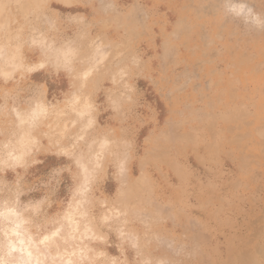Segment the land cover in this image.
<instances>
[{"label": "rangeland", "instance_id": "rangeland-1", "mask_svg": "<svg viewBox=\"0 0 264 264\" xmlns=\"http://www.w3.org/2000/svg\"><path fill=\"white\" fill-rule=\"evenodd\" d=\"M5 1L0 23L34 27L36 1ZM135 1L109 4L104 45L61 50L65 71L101 69L104 92L0 87V264L13 227L38 264H264V0ZM33 104L16 140L8 107Z\"/></svg>", "mask_w": 264, "mask_h": 264}, {"label": "crops", "instance_id": "crops-1", "mask_svg": "<svg viewBox=\"0 0 264 264\" xmlns=\"http://www.w3.org/2000/svg\"><path fill=\"white\" fill-rule=\"evenodd\" d=\"M35 1L38 3L37 7L41 8H38V10L35 11L39 16L36 19L34 27H29V23L24 20L19 22L0 23V87H2V95L4 98L15 96L13 95L16 92L15 89L27 91L28 84L27 82L23 83L24 79H30V81L34 83L36 95L38 94L41 96L44 92L46 95L49 89L53 87L54 79H57L60 76L62 78H68L67 83L69 86L72 85L65 90V93L67 94L71 93L72 88H77L79 86H85V90L90 89L91 91L94 83H97L96 87L102 91L104 87L107 86V77H105V74L102 75L101 69H95L89 73L85 70V73L87 74L84 77H81L78 71L73 72L72 74L65 71V69H61L62 65L66 63L64 62V57L69 54L68 51H71V49L63 50V52L65 51L67 53H62L63 57L60 53L65 47H72L73 44L77 45L81 43L79 42L81 38H83V44L85 45H104L102 40H108L109 32H113L107 30L106 21H108L109 4H114V0H34V2ZM116 1L117 0H115V2ZM127 1L128 2L126 3L129 6L128 9L135 7V4L137 3L135 0ZM5 2L7 3L8 0ZM11 2H13V0H11ZM118 2L124 3L123 0H118ZM22 3L23 1L20 3L22 6L20 13H27V9H22L24 8V4ZM45 8H49V11L44 10ZM11 30L14 31L11 32ZM31 30H35V32L31 33ZM130 33H134V29L131 27L127 29L126 33H124V30L122 29V31L112 33L110 36H116V38L124 40V38ZM47 37H51L53 40L51 45L54 48L52 49L50 47V53L43 47L44 45H48ZM69 40L75 41L70 45ZM103 52L104 50L100 48L99 51H96L93 54L89 53L87 61L90 63L97 62L103 56ZM46 55H51V60L47 58ZM13 60L20 61V66L13 67L11 64ZM100 60L99 62H101ZM100 65L101 63L99 66ZM81 81L86 84L81 85ZM2 92L0 91V94ZM35 106L36 105L33 104L28 109L27 107H15L9 105L8 109L10 111L13 109L16 110L14 113L15 115L16 112H22L24 115L21 118L14 115L16 121L7 120L5 123V125H8L10 128L13 125L19 126L18 130L15 132V136H17L15 137L16 140H27V138L22 137L18 132L22 130L28 131L26 128L29 124L27 117L29 110H32ZM41 108H43L42 105ZM38 115L39 114L36 113V117H33L34 119L31 123H34L35 125L39 124L41 119ZM37 159H40L39 156ZM19 161H21V158ZM50 161L51 159H49V156L45 158V163L47 165H50ZM7 163L10 164L12 162ZM40 166V164L36 165L35 170L37 172H40L43 168V166ZM119 167L122 168L121 166ZM78 174L81 175V171L78 170ZM119 174H123V172H120ZM84 181L85 179H83L82 176H79L77 183L82 184ZM128 242L127 246H125V253H128L129 255L132 254L134 257V254H137L135 245H133L134 237H129ZM106 252L117 257L109 250ZM117 259L119 260L118 257Z\"/></svg>", "mask_w": 264, "mask_h": 264}, {"label": "bare ground", "instance_id": "bare-ground-1", "mask_svg": "<svg viewBox=\"0 0 264 264\" xmlns=\"http://www.w3.org/2000/svg\"><path fill=\"white\" fill-rule=\"evenodd\" d=\"M61 50V49H60ZM84 183V182H83ZM86 186V185H85ZM83 193V192H82ZM16 212V211H15ZM6 213H8V211L6 212ZM17 213V212H16ZM71 220V219H70ZM69 220V223L71 224V223H73V225H74V222L72 221H70ZM73 220V219H72ZM68 223V224H69ZM16 225H18V226H20V222L19 221H15V226ZM73 225H72V227H73ZM9 229V228H8ZM11 230V233H10V231H9V234H12L13 236H14V238L12 239L11 237H9V238H11V241H10V243H6V246H8L7 244H9V247H8V257L9 258H11V264H36L37 263V261H38V251H39V249H38V247L33 243L32 245L27 241L28 239H27V237H26V235H23L21 232H22V230H19V229H17V227H13L12 229H10ZM54 233V232H53ZM53 233H51V234H53ZM56 233H58L57 231H56ZM50 234V235H51ZM50 235H48L49 237H51ZM57 235V234H56ZM48 236H47V238H48ZM53 236H55V235H53ZM47 238H45L44 240H46ZM8 240H10V239H8ZM7 240V241H8ZM52 240V239H51ZM47 241V240H46ZM42 244H44V242L42 243ZM5 246V247H6ZM32 246V247H31ZM77 246H79V245H77ZM78 249L79 248H82V247H77ZM76 248V249H77ZM44 249V248H43ZM75 249V248H74ZM75 249V250H76ZM78 249L75 251V250H72L73 252H77V254L79 255L80 254V252L78 253ZM40 253V252H39ZM75 253H73V254H75ZM4 256V255H3ZM43 256H44V254H43ZM42 256V257H43ZM75 256V255H74ZM86 256V255H85ZM40 257H41V255H40ZM6 258V257H5ZM77 258H79V257H77ZM68 261L70 262V259H68ZM72 261V260H71ZM65 263H67V261H65ZM1 264H9L8 262H2ZM38 264V263H37Z\"/></svg>", "mask_w": 264, "mask_h": 264}]
</instances>
